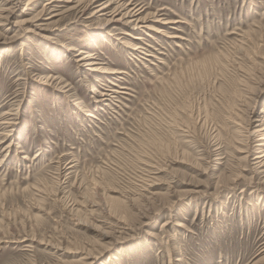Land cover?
<instances>
[{
    "label": "rangeland",
    "instance_id": "374dc122",
    "mask_svg": "<svg viewBox=\"0 0 264 264\" xmlns=\"http://www.w3.org/2000/svg\"><path fill=\"white\" fill-rule=\"evenodd\" d=\"M46 1L0 0V264H264V0H117L137 28L62 3L25 32Z\"/></svg>",
    "mask_w": 264,
    "mask_h": 264
},
{
    "label": "bare ground",
    "instance_id": "6f19581e",
    "mask_svg": "<svg viewBox=\"0 0 264 264\" xmlns=\"http://www.w3.org/2000/svg\"><path fill=\"white\" fill-rule=\"evenodd\" d=\"M37 1H39V0H26V4L29 6H33L34 4L37 3ZM62 3H65L66 5L67 4L71 5V6H68V8H67L69 10L79 8V10H81L80 11L81 13L83 11H85L86 9H89L90 7L93 8L90 16H91V18H95V19H97V21H100V22H98V23H100V26H99L100 28H103L104 26H108L109 24L114 23V22H122L126 25H129V27H131V28H137V27L144 26L143 24H140V22H144V18H141L139 16L142 12V11H140V9H135V8L129 9L127 4L117 2V0H48L43 4V6H42V8L38 14H34L31 18L23 20L24 23H31L33 25L32 26L33 28L31 27L32 29H30V28H28L27 30L25 29L26 30L25 32H34L35 29L42 30L43 28L40 27L41 24L37 23V21L42 18L41 15H43L45 11L55 10V9H53L54 6H56L55 4L62 5ZM57 12H59V11L57 10ZM61 13L55 12V14H53V12H52L51 15L56 16V15L61 14ZM33 23H35V24H33ZM157 32H159V30H157ZM130 36H132V39L137 40V41L142 38L139 34L130 35ZM129 43L130 42L125 43L127 47L131 46ZM133 46H135V44ZM72 49L69 47V48H67V51H70ZM74 56L78 57L76 59L77 62H79V61L85 62V65H87L89 67V70L101 71V72H106V73H115L114 71L106 70V68L99 66L98 65L99 63L94 62L95 60L91 56H89L85 50L78 49V53L75 54ZM7 114H12V113L7 112ZM253 117H254L253 120L250 117L251 119L249 118L248 121H250V122L256 121L257 122V124L253 127L254 129L252 131V133H253L252 135H254L256 137V139H254L256 142L255 143L256 150H254V153L256 154L254 156V158L256 159L255 165L257 168H262L264 166V109L260 110L256 114H254ZM235 121L236 120H233V123L236 124L237 122H235ZM163 224H165V222ZM178 225L182 226L180 224H178ZM97 258H98L97 254H95V255L93 254V256H90V257L88 255H86L82 259V261H83L82 264H93L95 259H97Z\"/></svg>",
    "mask_w": 264,
    "mask_h": 264
}]
</instances>
